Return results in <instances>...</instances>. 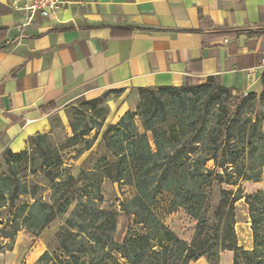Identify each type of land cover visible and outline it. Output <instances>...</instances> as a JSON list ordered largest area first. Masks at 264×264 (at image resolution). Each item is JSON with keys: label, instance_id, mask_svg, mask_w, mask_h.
<instances>
[{"label": "trees", "instance_id": "obj_1", "mask_svg": "<svg viewBox=\"0 0 264 264\" xmlns=\"http://www.w3.org/2000/svg\"><path fill=\"white\" fill-rule=\"evenodd\" d=\"M6 34L7 29H0V41ZM138 92L136 112L128 111L103 135L113 161L102 157L97 169L83 171L80 178L64 168L61 152L48 134L31 137L26 151H5L0 211L8 210L9 218L0 220V239L8 243L0 242V252L12 251L23 229L40 235L76 203L58 232L59 253L47 251L37 264H190L201 258L207 264H219L224 251L234 253L233 264H264V188L246 195L241 187L236 192L221 190L211 226L208 216V192L216 183L264 184V125L243 119L240 107L222 108L215 98L229 97L233 91L213 77L194 86L141 88ZM100 101L89 104L95 109ZM95 124L71 125L69 142H85L90 148L103 127ZM93 130L94 137L88 139ZM30 156L40 160L46 170L52 190L49 201L42 198L39 187L30 186L19 175L16 165ZM210 161L215 162V169L207 166ZM105 178L131 184L136 190L123 210L140 229L130 230L122 242L114 238L117 213L98 207ZM163 191L172 195L173 207L183 208L197 221L191 242L175 235L154 212V201ZM23 197L29 200L22 202ZM242 199L249 210L251 250L238 245L235 231L236 203Z\"/></svg>", "mask_w": 264, "mask_h": 264}, {"label": "crops", "instance_id": "obj_2", "mask_svg": "<svg viewBox=\"0 0 264 264\" xmlns=\"http://www.w3.org/2000/svg\"><path fill=\"white\" fill-rule=\"evenodd\" d=\"M30 1L0 0V161L50 135L55 118L67 122L77 101L110 95L122 118L141 88L213 77L233 94L262 89L264 0H67L48 18L32 15ZM22 258L0 252V264ZM233 259L224 251L219 264Z\"/></svg>", "mask_w": 264, "mask_h": 264}, {"label": "rangeland", "instance_id": "obj_3", "mask_svg": "<svg viewBox=\"0 0 264 264\" xmlns=\"http://www.w3.org/2000/svg\"><path fill=\"white\" fill-rule=\"evenodd\" d=\"M184 85L194 86L197 84L185 83ZM135 98V97H134ZM140 98V97H139ZM110 95L101 97V101L96 104L94 109L90 101H77L70 106L66 111L67 122H63L61 118L53 120V130L50 134L51 143L61 152L64 168L75 179L80 178L83 171H94L97 169L99 160L102 157H107L109 161L113 158L107 152L103 144V135L108 128V125L117 124L121 119V113L111 112V108L115 111L113 104L109 103ZM126 99L131 102L133 96L130 94ZM218 103L223 106L240 107L243 114L242 118H251L252 121L259 120L264 125V81L262 89L256 92H249L245 95L232 94L219 96ZM139 103V101H138ZM136 112V111H135ZM136 123L140 131H143L139 117H136ZM96 125L95 123L107 125L105 129L100 131L97 140L89 148L85 142L78 144H71L69 139L73 136L71 125ZM171 124V123H170ZM96 133L93 130L88 139H92ZM151 144L154 147L151 134H149ZM32 153V152H30ZM21 179L30 186H37L40 188V194L45 201H49L52 190L50 188V181L46 175V170L42 168L41 161L36 157L30 156L25 161H20L17 165ZM207 166L210 169H215V162H208ZM4 161H0V174L5 172ZM83 184L80 183L79 186ZM241 187L244 194H252L264 188L263 182H248L240 181L238 186L228 184H215L211 191L208 192L210 214L209 225L213 224L212 214L221 199V190L237 191ZM136 194L135 188L131 184L114 182L109 178H105L100 186V199L98 200V207L105 211H112L117 213V229L114 238L118 242H122L130 230H138L139 226L134 224V217L123 210V204L127 200H131ZM28 197H23L22 202L28 201ZM76 203H73L68 211L57 217L40 235L35 236L26 229L21 230L15 240L14 249L21 257H23L20 264H37L39 258L47 251L51 253H59V245L57 242V235L60 229L66 224V220L74 210ZM153 210L160 220L181 239L191 242L197 221L189 215L183 208L173 207L172 195L168 192H161L157 195ZM0 220L6 221L9 218L8 210H1ZM235 231L237 234L238 245L240 244L239 235L241 237L242 248L246 249L249 240L252 237L250 217L248 206L245 200L242 199L236 203V219ZM242 227V231L240 228ZM252 239V238H251ZM8 243V240L0 239V242ZM205 258L192 264H202Z\"/></svg>", "mask_w": 264, "mask_h": 264}, {"label": "built area", "instance_id": "obj_4", "mask_svg": "<svg viewBox=\"0 0 264 264\" xmlns=\"http://www.w3.org/2000/svg\"><path fill=\"white\" fill-rule=\"evenodd\" d=\"M65 5H67V0H31L29 10L32 15L48 18L57 13ZM261 68L264 71V58L261 61Z\"/></svg>", "mask_w": 264, "mask_h": 264}]
</instances>
